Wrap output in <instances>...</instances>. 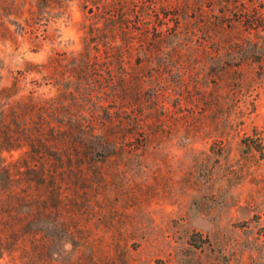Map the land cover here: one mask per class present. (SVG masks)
<instances>
[{"label":"rangeland","instance_id":"obj_1","mask_svg":"<svg viewBox=\"0 0 264 264\" xmlns=\"http://www.w3.org/2000/svg\"><path fill=\"white\" fill-rule=\"evenodd\" d=\"M174 2L177 54L113 73L131 76L120 86L140 120L127 146L102 163H5L17 180H0V195L31 181L44 204L0 232L1 263L264 264V52L216 54L231 38L256 41L233 14L220 19L225 0ZM81 19L76 3L62 16L0 0V88L58 96L38 66L81 48Z\"/></svg>","mask_w":264,"mask_h":264},{"label":"trees","instance_id":"obj_2","mask_svg":"<svg viewBox=\"0 0 264 264\" xmlns=\"http://www.w3.org/2000/svg\"><path fill=\"white\" fill-rule=\"evenodd\" d=\"M38 2L62 16L76 3L82 13L81 48L70 54L55 53L38 66L44 79L57 87L56 97L16 98V84L0 88V180L5 184L17 180L5 163H63V159L68 163H102L113 157L119 147L130 143V133L123 132L140 125L132 115V93L120 86L131 76L116 77L114 71L126 72L134 66L144 69L152 58L164 55V47L174 55L182 45L177 39L179 5L174 0H165V5L164 0ZM225 3L220 19L230 20L233 14L238 25L254 32L256 41L231 38L226 45L219 44L216 54L226 48L239 54L249 47L262 55L264 0ZM192 14L195 18L197 12ZM13 152H19V157L9 161L7 155ZM43 191L49 199L52 189L44 187ZM37 192L38 185L31 181L3 190L0 232L21 225L20 210L32 213L44 204ZM1 259L2 253L3 264Z\"/></svg>","mask_w":264,"mask_h":264}]
</instances>
